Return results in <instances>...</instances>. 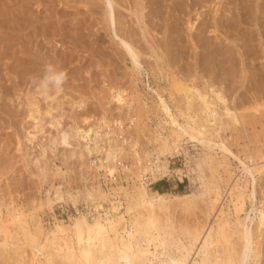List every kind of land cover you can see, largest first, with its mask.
<instances>
[{
  "label": "rangeland",
  "instance_id": "374dc122",
  "mask_svg": "<svg viewBox=\"0 0 264 264\" xmlns=\"http://www.w3.org/2000/svg\"><path fill=\"white\" fill-rule=\"evenodd\" d=\"M215 1L206 0L195 6L191 4L190 0H177L178 3L176 0L117 1L121 6L120 9L117 8L121 16L120 19L122 20L124 17L123 24L118 25V33L129 39L141 55L142 73L137 74L135 70L133 71L130 61L126 56L124 57L112 39L113 36L104 20L102 0H0V250H2L4 230L10 232L11 235H16L19 232L16 224L11 220L17 214L24 217L23 221L26 224L24 226L28 232L34 235L41 234L40 241H44V235L51 234L55 230V226L59 224L67 230L66 234L73 239L75 248L77 245L74 241V230L77 220H84L91 225L95 220L100 219L102 224H106V220L116 222L119 217H123L127 222L131 217V215H126L128 214L126 207L129 197L141 184V180L136 176L139 163L132 161L136 150L138 153L140 152V156L143 155L141 156L142 164L149 159L153 161L148 163L156 164L158 159L155 155H157L160 157V161L166 162L170 171L164 176L165 178L157 179L158 181H152L148 172H144V181L146 180L145 182L148 184L150 194L168 192L171 197L178 199L186 195L192 196L190 199L194 206L187 210L182 208L183 200L170 204L168 214L176 229L179 230L180 227L186 225L194 227L197 224V226L207 224L206 228L210 224L215 225L221 218V215L216 213L220 209H223L224 216L228 215V218H234L233 206L225 192L219 201L221 205L219 204L215 209L216 212H211L209 217L206 215L205 203L201 202L205 197L201 195L207 192H204L206 190L203 187L204 181L200 177L202 176L206 180L209 188L213 186V179L215 181L217 178L216 173L213 178L210 167L204 164L207 157H212L213 167L218 163L226 165L229 162L230 169L235 171H233L234 177L242 170V166L237 160L227 154L224 155L218 148L208 151L200 143L189 139V135L183 136L176 142L175 151L160 153L162 145L159 137H165L168 142L171 141L170 133L174 129L172 125L171 127L163 122L167 118L158 109V95L166 100L172 113L178 117L180 123H183L184 118L179 116L180 111L185 109L187 100L185 93L190 87V82L194 81L201 92H208L211 100H217L215 94L211 91L209 93V89L205 87V82H208L209 85L214 83L213 89L219 93L223 92L226 99L225 104L239 114H236L239 121H243L230 128L226 125L224 130L219 128L220 140H223L225 145L245 162L247 161L245 156L249 151L255 154L258 163L260 155L264 154V106H256L264 104V0H260V2L259 0H223L222 2H227L223 3L217 19L225 20L227 29L220 27L216 31L220 35L211 33L213 31L212 19L216 8ZM142 4L143 10L140 7ZM42 7H45V10ZM134 12L139 15L141 13L148 15L143 19L146 22L145 38H141L140 23ZM199 17L201 18L199 19ZM190 25H193L192 30L189 29ZM202 30L205 32H201ZM246 35H249L248 40H246ZM193 36L198 37L193 41ZM95 38L98 39L96 43L94 42ZM200 38L202 40H199ZM204 38L212 40L204 41ZM215 38L216 40H214ZM211 42L219 47L218 51L216 50L212 55ZM40 68L46 71H42ZM88 72L91 74L88 75ZM241 74H244L243 77ZM239 81H242L241 84ZM41 84H46V89L37 95L35 92ZM56 88L60 94H58L59 91L53 94ZM116 89L124 90L123 97L126 98V103L128 102L124 108L128 111L121 110V107L116 106V102L110 100ZM53 95H56L58 99L57 102H53L56 110H53L51 115H45L44 112L50 105L49 99L46 97ZM33 96H36L40 103V115L42 116H38L37 119L41 123L34 122L31 117L29 118L28 100H31ZM61 98L65 101L63 99L62 101ZM61 102L65 103L61 105ZM77 102L82 104L80 109ZM46 103L49 105L47 106ZM250 104L257 107V110L244 112L242 107ZM223 106L224 104L221 105V107ZM221 107L215 105L218 114L223 111ZM103 116L110 119L109 121L122 122V131L119 130V124L111 125L115 133L118 135L121 133V135L109 134L105 137L104 134L107 130L102 128L100 131L103 136L98 139L100 141L102 137L105 139L102 138L103 142L95 140L100 145L99 147H102L99 149H103L102 153L95 150L88 153L86 149L84 150V145L94 149V143H91L90 140L88 143L86 139L84 141L82 135L76 136L74 129L78 123L81 125V118L87 117L89 120L91 119V126H89H93L97 131V121ZM222 117L224 120L227 119L223 114H221ZM55 118L57 122H60V125L52 127L50 122H56ZM81 127L83 128L82 125ZM36 129L37 131H35ZM64 132L70 134L66 145L60 142V136ZM30 134L35 137L29 138ZM93 136L94 134L91 136L94 139ZM213 137L214 141L218 142L219 138ZM52 138H59V140L55 139L56 141L53 143ZM112 138L119 142L125 140L121 143L126 154L121 152L118 155L119 159L121 158L120 161L118 159L113 164L116 165L115 171H117L109 175L105 169L97 168L100 165L99 160L104 159L103 151L107 150L110 145L108 141ZM131 140L136 141V147L130 148ZM247 145H249L248 148ZM91 161L92 164L89 163ZM199 163L202 164L203 171L198 168L197 164ZM219 168V172L226 181L228 177L224 174L223 167ZM51 171L52 173H50ZM263 183V181L260 182L259 189L261 191L258 189L255 206L252 208L248 202L246 206V213L248 212L255 221L257 212L254 209L260 208L259 202L264 197ZM241 217L243 218L244 214ZM125 222L117 223L120 233L122 227L126 225ZM175 238H180L183 241L180 235ZM8 245H10L8 248H13L11 244ZM24 248V252L20 254L22 257L19 258L10 252L5 257L7 260L1 259L0 264H30V262L35 264L36 259L31 260L30 249L26 246ZM150 251H152L151 247ZM176 252L173 247L165 250L166 256H175ZM39 257L44 260L43 257ZM120 262L119 264H125L124 261ZM158 262L159 258L153 260L151 264H158ZM262 264H264V260Z\"/></svg>",
  "mask_w": 264,
  "mask_h": 264
},
{
  "label": "bare ground",
  "instance_id": "6f19581e",
  "mask_svg": "<svg viewBox=\"0 0 264 264\" xmlns=\"http://www.w3.org/2000/svg\"><path fill=\"white\" fill-rule=\"evenodd\" d=\"M117 1H120V0H117ZM117 1H115V0H102L104 17H105L104 20H105V22L107 24V28L109 29L110 34L113 36L112 39L116 42L117 46L120 48V51L123 53L124 57L126 56L127 59L130 61L133 71L135 70L137 72V74H141L143 66L141 65V61H140V56H141L140 53L137 51L136 47L134 46V44L129 39L122 37L118 33V30H119L118 25L119 24L120 25L123 24L122 20H123L124 17L122 18V20L120 19L121 16L119 15V11L117 10V8H119L121 6L119 5V3ZM190 1H191V4L193 6H195V5H199L200 2H205L206 0H190ZM222 1L223 0H216L215 1V7L216 8L214 9V16H213V19H212L213 20L212 21L213 31L208 29V30L211 31V33L214 32V35H215V33L219 34L216 31H218V29L220 27L221 28L224 27L225 29H227L226 28L227 26L225 27V25H226L225 22H224L225 20L222 21V20L217 19L218 12L223 7V3L225 2V1L224 2H222ZM226 2H225V4H226ZM259 2H260V0H259ZM176 3H178L177 0H176ZM120 4H121V2H120ZM37 5H36V7H37ZM166 5H167V3H166ZM140 7H142V10H143V4L140 5ZM171 8H172V6H171ZM246 10H248V9H246ZM137 12H134V15L137 17L138 22L140 23L139 27H140L141 31L140 30L139 31H140V34H141V38L142 37L145 38V36H146V32H145L146 31L145 30L146 29V22H144L143 19L146 18L148 15H143L144 13H141L139 15V14H137ZM63 17H64V15H63ZM200 18L201 17H199V19ZM243 19H242V21H245ZM226 20H228V19H226ZM244 23H246V21ZM229 24H230V22H229ZM79 25H80V23H79ZM192 26L189 27L190 30L193 29ZM205 30H202L201 32H205ZM201 32H200V34H202ZM221 36H222V34H221ZM221 36H219V37H221ZM248 36L246 35V40H248L247 39ZM193 37H194L193 38V41H194L195 38L198 37V36H196V37L193 36ZM208 37H209V34H208ZM99 38H101V37H99ZM143 40L146 41V39H143ZM170 40H172V39H170ZM199 40H202V38H200ZM203 40L204 41L205 40L209 41L210 39L209 38H204ZM214 40H216V38ZM97 41H98V39L95 38L94 42L96 43ZM222 42H224V41H222ZM40 44H41V42H40ZM145 44H146V42H145ZM195 44H198V43H195ZM195 44H193V45H195ZM201 44H202V42H201ZM225 45H223V46H225ZM137 46H138V44H137ZM210 47H211V49H210L211 55L213 53H215L216 50L218 51V49H219L218 45L213 43V42H211V46ZM99 48H101V47H99ZM150 50H152V49H150ZM33 51H35V50H33ZM206 52H208V51L206 50ZM149 54H151V53H149ZM208 54L210 56V52ZM208 54H206V55L208 56ZM150 56H153V55H150ZM84 58H85V56H84ZM200 61H201V59H200ZM51 65H53V64H51ZM242 70H243V68H242ZM44 71H46V70H44ZM89 74H91V73L88 72V75ZM238 75H240V74H238ZM243 75H242V77H243ZM261 76H262V74H261ZM194 77H195V75H194ZM206 78H207V76H206ZM242 80H243V78H242ZM244 81H245V79H244ZM241 82H240V84H241ZM187 84H189V83H187ZM45 85L46 84H41L40 88H38V90L35 92V94L40 95L41 92L46 89ZM55 86H57V85H55ZM170 86H171V84H170ZM189 86L190 87L187 88V91L185 93L186 98H187L186 104H185V107H184L185 109H184V111H180V115H179L180 117L182 116L184 118L183 123H180L178 121V117L175 116L172 113V110H171L170 106L168 105V103L166 102V100H164L163 98L160 97V95H158L159 96V98H158V100H159L158 107L159 108L158 109H160L165 114V116L167 118V119H164L163 122H164V124H168L170 126L172 125L173 127L172 126L171 127L174 129V130L172 129L173 131H171V133H170L171 137H172L171 141L168 142L167 138L159 137V141H160V143L162 145V146H160L161 148L159 147L160 151H161L160 153L163 154L164 152L175 151L176 148H177L176 147V142L180 138H182L183 136L189 135V139L200 143L208 151H210V150L214 151L215 148H218V149H220V151L222 153H224V155L227 154V156H230V157L234 158L235 160H237L239 162L240 166H242V170H240V172L237 175H235V177H234V172L235 171L230 169L229 162H227L226 165L218 163L217 166L213 167L212 157H207L206 160H208V161L205 160L204 164H206L208 167H210V171L212 172L211 174H212L213 178L215 177L214 173L217 174V178H215V181L213 179V186L211 188H209L208 185H207L206 180H204V178L202 176L200 177V179H202L204 181L203 182V187L206 189V190H204V192H207V193L201 195L202 197H205L204 199L202 198L201 202L205 203V207H206V211H207L206 215L208 216V215H210L211 212L213 213V211H215V209L220 204L219 201L221 200L222 196H224L223 193L225 192V195L229 196L231 204L233 206V215H234L233 219H230L231 217L228 218L227 217L228 215L224 216L225 214L223 212V209H220L219 212L215 211L216 213H219V215H221V218L216 222L215 225H211L210 224V226L208 225L207 228H206L207 224L206 225L203 224L201 226L200 225L197 226L198 225L197 224L194 227H190V226L186 225V226L180 227L181 229H179V230L176 229V227L174 226L173 221L171 220V218L169 217V214H168V211L170 210L169 209L170 208V204L172 202H176V201L179 202L180 200L181 201L183 200L182 201V208H183V210H187V209L191 208L192 206H194L193 203H192V200L190 199L192 196L191 195H186V196H183L182 198L178 199L177 197H173V196L171 197L168 194V192L162 193V194L158 193V192H153L152 194H150L149 190H148V184H146V182H145L146 180L144 181V175H143V174H145L144 172H148V174L152 178L151 180L153 181V180H157V179H160V178L166 176L168 174V172H170V171L168 170L166 162L165 161H160V159H159L160 157H158L157 155H155L156 158L158 159L156 164L148 163V162L153 161L152 159H149L146 163L144 162V164H142L143 160L141 159V156H143V155L140 156V152L138 153V151L136 150L135 154L133 153L134 157L132 156L133 157L132 161H134V163L135 162L139 163V167L137 166L138 170L136 171V174L137 173L138 174L136 176L139 177V179L141 180V184H140L139 188H136L137 190H134V193L129 197V202H128V205L126 207V213H128V214H126V215H128V216L131 215V217L129 218V220L127 222H125L123 217H119L116 222L111 221V220H106V224H102L101 221H99L100 220L99 219V220H95V222L93 224H91V225L87 224L84 220L83 221L77 220L76 221L75 230H74L75 231V233H74V238H75L74 241H75V243L77 245V247L75 248L73 239L70 238L69 235L66 234L67 230L64 227L59 226V224L57 226H55V230L51 234L44 235L45 236L44 241H42V240L40 241L41 234L34 235V234L28 232L27 228L24 226V224H25V222L23 221L24 217L21 214H17V216L14 215V217H12L11 220L13 221L14 224H16V226L18 228L17 230H19V232L16 233V235H11L10 232H8L7 230L3 231V233H2V236H3V240L2 241H3V243L1 244L2 250H0V260L2 259L4 261L6 259L5 257H7V255H9L10 252H12L13 255L19 256V258L22 257V256H20V254H22V252H24L23 248L26 246V247H28L30 249V253L32 255L31 256V260L36 259L35 264H119V263H121L120 261H124L125 264H147V263L151 264L152 261L157 259V258H159L158 264H262V261L264 260L263 259L264 258V197L259 202L260 208H258V209L255 208L254 209L257 212L256 221L250 216V214L248 212L246 213V206H247V202L250 204V206L252 208H253V206H255L254 204L256 202V195L258 193L260 182L261 181L264 182V154L261 153L262 155H260V157H259V160H260L259 163L257 162V159H256L257 157L251 151H249L247 153V155L245 156V159L247 160L246 162L243 161L238 155L234 154L232 152L231 148L227 147L225 145V143L223 142V140H220L218 129L220 128V130L221 129L224 130L226 125H227V127L230 128V127H233L235 124L240 123L241 120L239 121V119H238L239 117L236 115L238 113H236L235 110L231 109L227 104H225L226 103V99H225V96H224L223 92H221V93L216 92V90L213 89L214 88V83H212V85H209L208 82H205V87L207 89H209V93L211 91L212 93L215 94V98L217 100H215V99L211 100L210 97L208 96V92H204V91L201 92L196 87L194 81L190 82ZM253 86H255V85H253ZM171 87H173V86H171ZM58 88L54 89L53 94H55V93H57L59 91ZM182 88H183V86H182ZM116 90L112 94V96H111L112 99L110 98V100H113L114 103L116 102L117 103L116 106L118 105L119 107H121V110H124V109H126V108H124V106L126 104H128V102L126 103V98L123 97L124 90H119V89L117 91ZM50 92H52V91H50ZM58 94H60V91H59ZM110 94H111V91H110ZM234 94H236V93H234ZM63 97H64V95H63ZM46 99H49L48 102H50V105L46 103L47 106L49 105V108L44 113H45V115H51L52 111L56 110V108L54 107L55 104L53 102L54 101L57 102L58 99H57L56 95L55 96L53 95L52 97L48 96V97H46ZM59 99H60V97H59ZM62 99L63 98H61V100ZM255 99H256V97H255ZM85 100H87V99H85ZM231 101H233V100H231ZM28 102H27L28 103V106H27L28 108L27 109H28L29 114H30V116L28 115L29 118L31 117V119H33L34 122L35 121H39L37 119V117L38 116H40V117L42 116V115H40V109L41 108L39 106V104H40L39 101L37 100L36 96H33L31 98V100H28ZM58 103L60 104V102H58ZM64 103L61 102V105H63ZM223 104H224V106L221 107V105H223ZM77 105H78L79 109H80V106H82V104H80L79 102H77ZM178 105H176V106H178ZM180 105H181V103H180ZM215 105L223 108V111H222L223 113L221 112L220 114H218L217 111H216ZM232 105H233V103H232ZM86 106H87V104H86ZM256 106H259V107L262 106L263 107L264 104L263 105H256ZM59 107H60V105L57 107L58 110H59ZM242 108H243L244 112L246 110H253V111L257 110V107L253 106L252 104H250V105H248L246 107H242ZM25 111H27V110H25ZM221 114H223L227 119L225 117L224 118L226 120H224L223 117L221 118ZM137 115H139V114H137ZM87 117L81 118L80 123L83 126V128L81 127V125H78L79 124L78 123L76 125L75 129H74V134L76 136H78V137H79V135H82V138L84 139V141L86 139L88 141V143H89V140H90L91 143H94V145H93L95 147L94 149L93 148L91 149L90 146H88V145H86V146L84 145V147H85L84 150L86 149L88 151V153H91L92 152L91 150H95L96 152H99V151L101 152L103 150V149L99 150L102 147L100 148L99 147L100 145H98V143L95 142V140L97 141L98 138L103 136V135H101L102 128L107 130V132L104 134L105 137L109 136V134H112V135L115 134L117 136L121 135V133H119V135L116 134L114 129H112V127H111V125L113 123H115L116 125L119 124V130H121V127H122V125H121L122 122L121 121H117L116 120L114 122V121L111 120L112 121L111 122V121H109L110 119L108 120V119H106V117L103 116L97 121L98 122L97 123L98 125H96L97 126V131H95L93 126L90 127L91 126V124H90L91 119L89 120V118H87ZM241 122H243V121H241ZM59 123L60 122H57V119H56V122L55 121H51L50 125L52 127H57V126L60 125ZM65 129H67V128H65ZM110 129H112V130H110ZM35 131H37V129ZM55 132H57V131L55 130ZM92 134H94V136H93L94 139L91 137ZM112 135H110V136H112ZM157 135H158V133H157ZM33 136L34 135L30 134V136H28V137L30 138V137H33ZM69 136H70L69 133L68 134L65 133V132L62 133L61 136H60L61 144L66 145L68 143ZM152 136L155 137V135H152ZM213 136H216L217 138H219L218 142L214 141V137ZM102 138L105 139L104 137H102ZM102 138H101V141L99 139L98 140L100 142H103ZM120 138H122V137H120ZM149 138H151V137H149ZM227 138H228V136H227ZM31 139H29V140H31ZM55 139L59 140V138H55ZM55 139H53V143L56 141ZM77 140L80 141L79 139H77ZM149 140H151V139H149ZM123 141H125V140H123ZM123 141H121V142H123ZM118 142L119 141H117L114 138H112V140L110 139L108 141V143L110 145L108 146L107 150L103 151L104 152V159L99 160V164L100 165H98L97 169H103V170L105 169L109 173V175L110 174L112 175L114 172L117 171V170L115 171V166L116 165L114 166L113 164L119 159L118 155H120L121 152L125 153V150H124L125 148L122 146V143L121 142L118 143ZM234 142H236V141H234ZM83 143H85V142H83ZM125 145H127V144H125ZM135 145L137 146L136 141H132L131 140L130 148L136 147ZM248 147H249V145H247V148ZM263 149H264V146H263ZM85 153H86V151H85ZM141 154H142V152H141ZM85 158H86V156H85ZM120 159H119V161H120ZM227 160H228V158H227ZM89 163L92 164V161L89 162ZM93 165H91V166L93 167ZM43 166H45V165L43 164ZM197 166H198V168L200 170H202V164L201 163L197 164ZM221 166L223 167L224 174L228 177V179L226 181H224V177L219 172V169H220L219 167H221ZM93 168H96V167H93ZM50 173H52V171ZM220 182H221V185H220ZM260 188H261V186H260ZM116 193H117V191H116ZM223 199H224V197H223ZM172 206H173V204H172ZM227 211H230V210H227ZM197 213H199V212H197ZM117 214H119V213H117ZM243 214H244V217L242 218L241 215H243ZM197 215H199V214H197ZM0 216H1V211H0ZM196 218H197V216H196ZM216 218H217V216H216ZM192 219H194V218H192ZM121 221L122 222L124 221L126 223V225H125L126 228H125V226H123L122 227V232L120 233L118 231V229H117V223H119V222L121 223ZM122 233H124L126 236H123L124 234H122ZM178 235L182 236L183 241H181L180 238L179 239L175 238L176 236L178 237ZM8 244H11L13 246V248H8V246L10 247V245H8ZM150 247H151L152 251H150ZM172 247L177 251L176 255L175 256H170V255L166 256L165 250L168 249V248H172ZM39 256L43 257L44 260L40 259ZM160 257H162V258H160ZM163 257H165V258H163ZM30 264H32V262H30Z\"/></svg>",
  "mask_w": 264,
  "mask_h": 264
}]
</instances>
